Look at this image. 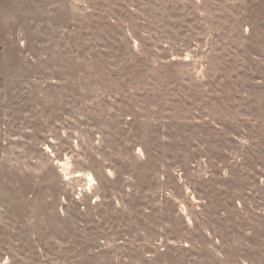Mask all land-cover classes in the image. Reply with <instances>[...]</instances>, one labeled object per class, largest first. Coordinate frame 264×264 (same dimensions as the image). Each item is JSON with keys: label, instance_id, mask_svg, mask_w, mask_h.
<instances>
[{"label": "rangeland", "instance_id": "374dc122", "mask_svg": "<svg viewBox=\"0 0 264 264\" xmlns=\"http://www.w3.org/2000/svg\"><path fill=\"white\" fill-rule=\"evenodd\" d=\"M0 264H264V0H0Z\"/></svg>", "mask_w": 264, "mask_h": 264}]
</instances>
